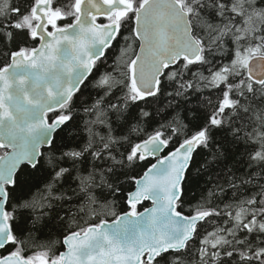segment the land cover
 Returning a JSON list of instances; mask_svg holds the SVG:
<instances>
[{
	"label": "snow or ice",
	"instance_id": "obj_1",
	"mask_svg": "<svg viewBox=\"0 0 264 264\" xmlns=\"http://www.w3.org/2000/svg\"><path fill=\"white\" fill-rule=\"evenodd\" d=\"M0 264H264V0H0Z\"/></svg>",
	"mask_w": 264,
	"mask_h": 264
}]
</instances>
